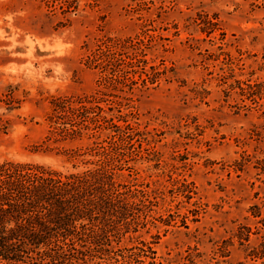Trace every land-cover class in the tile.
Instances as JSON below:
<instances>
[{
	"label": "rangeland",
	"instance_id": "374dc122",
	"mask_svg": "<svg viewBox=\"0 0 264 264\" xmlns=\"http://www.w3.org/2000/svg\"><path fill=\"white\" fill-rule=\"evenodd\" d=\"M104 156L134 203L89 263L264 264V0H0V162Z\"/></svg>",
	"mask_w": 264,
	"mask_h": 264
},
{
	"label": "trees",
	"instance_id": "16d2710c",
	"mask_svg": "<svg viewBox=\"0 0 264 264\" xmlns=\"http://www.w3.org/2000/svg\"><path fill=\"white\" fill-rule=\"evenodd\" d=\"M90 109L83 101H56L50 134L96 138L89 126L77 123L89 118ZM106 156L96 167L69 174L43 165L0 162V264H99L89 263L82 243L98 247L100 237L117 219L126 220L134 203L133 195L119 190ZM87 225L92 228L90 239Z\"/></svg>",
	"mask_w": 264,
	"mask_h": 264
}]
</instances>
